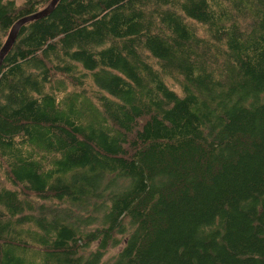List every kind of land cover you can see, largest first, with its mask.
<instances>
[{
	"label": "trees",
	"instance_id": "trees-1",
	"mask_svg": "<svg viewBox=\"0 0 264 264\" xmlns=\"http://www.w3.org/2000/svg\"><path fill=\"white\" fill-rule=\"evenodd\" d=\"M50 2L0 0V50ZM0 264H264V0H59L24 24Z\"/></svg>",
	"mask_w": 264,
	"mask_h": 264
},
{
	"label": "water",
	"instance_id": "water-1",
	"mask_svg": "<svg viewBox=\"0 0 264 264\" xmlns=\"http://www.w3.org/2000/svg\"><path fill=\"white\" fill-rule=\"evenodd\" d=\"M58 2H59V0H51V2L48 4V6H46L44 9L20 18L12 26V28H11L8 36H7L6 41L0 50V66L2 65L6 55L9 53V51L13 47L14 43L16 42V39L19 35L21 27L29 21L41 19V18L49 15L55 9Z\"/></svg>",
	"mask_w": 264,
	"mask_h": 264
},
{
	"label": "rangeland",
	"instance_id": "rangeland-1",
	"mask_svg": "<svg viewBox=\"0 0 264 264\" xmlns=\"http://www.w3.org/2000/svg\"><path fill=\"white\" fill-rule=\"evenodd\" d=\"M17 1H21V0H17ZM171 85H173V83H171ZM174 86V85H173Z\"/></svg>",
	"mask_w": 264,
	"mask_h": 264
}]
</instances>
